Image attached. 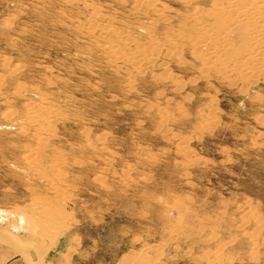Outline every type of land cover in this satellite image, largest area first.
I'll use <instances>...</instances> for the list:
<instances>
[{
    "label": "rangeland",
    "instance_id": "rangeland-1",
    "mask_svg": "<svg viewBox=\"0 0 264 264\" xmlns=\"http://www.w3.org/2000/svg\"><path fill=\"white\" fill-rule=\"evenodd\" d=\"M185 1L0 0V264H264V74L175 53Z\"/></svg>",
    "mask_w": 264,
    "mask_h": 264
},
{
    "label": "bare ground",
    "instance_id": "bare-ground-1",
    "mask_svg": "<svg viewBox=\"0 0 264 264\" xmlns=\"http://www.w3.org/2000/svg\"><path fill=\"white\" fill-rule=\"evenodd\" d=\"M224 1L225 5H222ZM183 4L187 5V0ZM155 12L157 17H161L163 14L168 19L171 13L167 7L157 8ZM178 14L181 13L178 12ZM178 17L181 18L178 29L168 26L169 29L165 34L166 44L177 46L175 53L187 42V45L194 51L195 58L203 63V69L214 70L218 78L223 80L231 81L233 77H238L239 80L251 83L257 76L264 74V0H212L206 8L198 7L191 12L178 15ZM194 22L197 26L193 31ZM147 27L142 31L148 32L152 40V36H154L152 27L154 26L148 27V29ZM110 33H112L110 38L101 40ZM98 39L102 43H106V47H109L108 52L104 53L106 58L111 64L121 67L123 64L120 46H117L118 42L136 38L132 37L131 32L118 25L114 28H103ZM129 45L130 43L126 44L130 47ZM152 45L153 42L147 47L148 51L144 56L143 46L135 50L133 55L139 54L135 63L148 58L153 60L157 50H153ZM138 51L141 52L137 53ZM167 51L173 54L169 47ZM17 216L24 223L37 220V218L33 220L22 213H17ZM31 226L33 225L31 224ZM14 237L11 235L9 241L16 244ZM213 259L219 260L220 254L214 253ZM136 264H151V262L144 260L137 261Z\"/></svg>",
    "mask_w": 264,
    "mask_h": 264
}]
</instances>
